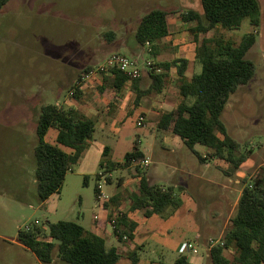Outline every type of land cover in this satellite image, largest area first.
<instances>
[{
    "label": "rangeland",
    "instance_id": "374dc122",
    "mask_svg": "<svg viewBox=\"0 0 264 264\" xmlns=\"http://www.w3.org/2000/svg\"><path fill=\"white\" fill-rule=\"evenodd\" d=\"M175 5H181V1L10 0L0 10V264H42L17 242L18 231L33 223L38 222L46 231L60 221L91 230L95 216L104 214L103 201L96 194L99 185L109 198L105 207L110 215L106 221L112 233L106 238L109 247L119 250L121 258L117 264H176L181 257L176 250L182 242L193 246L186 254L189 264H212L210 243L222 241L244 186L264 168V67L260 56L251 59L256 67L254 77L230 96L221 116L229 135L241 145L237 157H245L236 172L229 170L225 162L214 164L209 150L196 146L205 159L201 163L180 138L158 131L152 119L145 127L137 126L140 112L135 111L132 115L123 114L120 123L115 124L114 129L120 130L117 135L97 140L111 148V153L104 157L99 149L98 158L91 147L86 162L79 163L68 174L60 194L41 201L35 179L34 150L38 144L40 108L49 104L73 108L79 115L92 119L87 115L89 103L98 102L96 105L100 106L102 97L111 90L107 87L101 91L103 85L90 84V97L83 94L77 100L72 97V82L85 74L87 66L96 68L112 53L136 59L141 52L127 47L134 45H130L132 32L135 33L140 20L152 10ZM170 23L173 36L162 45L160 57L154 59L150 52L143 57L152 62L154 70H158L154 66L158 62L186 58V76L190 78L201 72L195 44L179 17L171 16ZM108 24L117 27L112 29ZM250 29L245 22L238 31H215L212 35L238 43ZM109 31L115 34L112 41L106 38ZM144 59H139L143 70ZM176 73L174 67L167 71L164 93L144 96L143 102L155 114L162 112V107L167 112L178 104ZM143 83L146 88L150 80ZM125 97L131 102L134 95ZM56 137L57 130L50 128L43 140L57 145ZM135 140L146 155L144 159L128 167H117L111 173L104 171L101 163L123 158L132 150ZM143 160L149 161L148 167H142ZM168 163L185 173L174 172ZM141 175L152 186L173 187L176 194L184 193L180 197L181 207L173 214L167 210L151 218H146L143 211H133L131 197ZM119 212L141 225L134 240L120 242L114 236L110 221ZM225 256L232 261L234 250L227 251ZM54 264L60 263L56 260Z\"/></svg>",
    "mask_w": 264,
    "mask_h": 264
},
{
    "label": "trees",
    "instance_id": "16d2710c",
    "mask_svg": "<svg viewBox=\"0 0 264 264\" xmlns=\"http://www.w3.org/2000/svg\"><path fill=\"white\" fill-rule=\"evenodd\" d=\"M10 0H0V10ZM201 11H183L180 20L188 25V33L195 44V58L201 64V72L186 76L189 61L178 58L173 62H158V70L150 71V87L140 90V79L132 80L121 70L110 68L102 74L105 88L120 92L129 85L136 94L130 115L139 108L141 99L155 92L161 94L168 77L167 71L174 67L177 72L179 102L170 111L161 114L157 130L171 134L182 140L183 144L200 160L204 157L195 149L203 146L209 150L214 164H229V170L236 172L244 163L245 157H237L241 145L228 133L221 116L230 99L237 90L247 85L254 77L256 67L247 55L257 40L261 25V6L259 0H200ZM169 13L155 9L146 14L139 22L131 37L132 48L150 46V56L157 58L162 48V41L172 36ZM248 22L252 32L245 34L238 43L223 36H210L217 31L233 32L241 29ZM214 34V33H213ZM108 41L115 39V34L106 35ZM86 67L83 73L90 72ZM82 75L73 85L74 99L81 98L80 86ZM142 117V116H141ZM50 128L57 130L56 143L44 142ZM96 122L79 115L73 108L49 104L40 108L36 126L38 144L34 150L35 179L38 196L45 202L55 194H60L68 173L79 163L88 149V140L94 138ZM69 149L65 152L61 147ZM105 148L104 157L107 156ZM144 159L139 141L135 140L132 150L125 154L122 163L111 166L128 167ZM107 163L102 162L103 169ZM139 170V169H137ZM100 178V176H98ZM109 180V179H108ZM97 199L99 195L96 189ZM184 194V193H183ZM173 187L164 189L152 186L149 179L141 175L137 190L131 197L133 211H143L146 218L162 215L167 210L173 214L182 205L180 197ZM99 200V199H98ZM106 205V204H104ZM114 235L120 242L134 240L137 223L127 214L117 213L110 221ZM17 242L30 250L42 264H117L121 255L116 247H109L97 233L88 231L74 222L60 221L51 224L46 231L43 226L33 223L28 228L20 229ZM222 244V245H221ZM234 250L233 260L225 253ZM212 264H264V168L244 186L237 206L231 218V225L222 241L209 250ZM136 262V255L132 257ZM176 264H189L187 257H179Z\"/></svg>",
    "mask_w": 264,
    "mask_h": 264
},
{
    "label": "crops",
    "instance_id": "0c3cea01",
    "mask_svg": "<svg viewBox=\"0 0 264 264\" xmlns=\"http://www.w3.org/2000/svg\"><path fill=\"white\" fill-rule=\"evenodd\" d=\"M180 1H181V5H179V6L175 5V6H173V8L170 7L169 9H165L164 10L167 13L170 14L169 15V24L170 25H171V23H170V17L171 16L172 17H175V18H178V17L180 18V13L183 12V11H197V12H200L201 11L200 0H180ZM259 2H260V6H261V25H260V28H259V31H258L256 43L250 49V51H249V53H248L247 56L250 58V60L251 59H255L256 57L260 56V58L262 59V61H261L262 62V65L264 67V0H259ZM140 5L142 6V4H140ZM141 6H139V7H141ZM160 10H162V9H160ZM124 25H126V23H124L123 26ZM108 26H109V28H112V29L113 28L115 29V27H117V26L113 27L110 24H108ZM185 27L188 29V25L185 26ZM217 31H222V30L218 27ZM110 32H112V31H109L108 33H110ZM233 32H235V31H233ZM250 32H252V29H250L249 31H247L246 34H248ZM133 33L134 32H132V35H133ZM172 33H173V31H172ZM212 34H213V32L210 33V36ZM172 36H173V34H172ZM169 38L170 37L165 38L162 41V45H164L166 42H168V39ZM175 43L173 45L176 46L177 44H175ZM128 49L130 51H132V52H136V51L139 52V51H141V49L147 50L146 47L139 48V49L132 48V47H130V48L127 47V50ZM159 57H160V54L158 55L157 58H159ZM150 71H151L150 69H145L144 70L143 76L140 79L141 80L140 81V84H139V89L140 90H146V89H148L150 87V84H151V78H150V75H149ZM145 79H149L150 80V84L146 88L143 87L144 86L143 81ZM176 79H178L177 73H176ZM94 81L95 80L86 81L82 85V87H80V94H81V96L83 94L84 95L86 94L87 96L90 97V94L93 92V87L90 84L95 85L97 83L99 85H104V82H102L103 84H100V83H98L96 81L94 82ZM75 82H76V80H74L72 82V84H75ZM107 92H108L107 95L105 94L102 97L101 105L100 106L96 105L98 102L97 103L96 102H94V103L91 102V103H89L90 106L87 107V108H89L88 111H87V115H89L92 118V120H94L96 122V133H95L93 139L88 140V142H87L88 143V149L81 156V158L79 160V163L80 164H83V163L86 162V159L88 158L89 153L91 152L90 151L91 147L93 148V153H95L97 155V157L99 158V154L100 153H99L98 150L99 149H102L103 152H104L105 151V148L108 147V146H102V144L97 143L98 142L97 140L100 139V140L104 141V139H107L108 137L112 136L113 134L117 135V133L120 130H119V128H115L114 129L115 124L120 123L119 119L121 118V116L123 114L130 115V113L132 112L133 104H134L135 99H136V94H135V92L132 91L131 86H129V85L124 86V88L120 92H116V91H114L112 89H111V91H107ZM126 94H129V95L131 94V96L134 95V97L131 98V102H130L129 98H126V97L123 98ZM167 97H169V95H167ZM143 98L141 99V101L139 103V108L137 109V111L140 112L138 119L141 116L143 118H145V121L146 122H145V124H144L143 127H145L146 126V123L147 122H150V119H152V121H151L152 124H154L155 125V128H157V122H158L161 114H163L166 111V109L164 107H162L161 108L162 112H160V113L158 112V113L155 114V112H153L152 110H150L148 108V105L145 102H143ZM129 102H130V105H129ZM105 105H107V107H105ZM96 106H98V108H101V106H102V108L99 110ZM103 106L105 108H103ZM164 134H167L168 135V133H164ZM169 135H171V134H169ZM94 142H96L98 144V145H96V147H93V146H95V145H93ZM164 150H167V149L164 148ZM111 151H112V149L108 147V150L106 151V153L107 154H110ZM144 156H146V155L144 154ZM123 160H124V157L123 158H117L115 160H112V159L109 160V164H107V168H105L104 171H106L108 173H111V171L114 170V168L111 166V164L112 163H115V164L122 163ZM103 162L104 163H107L108 161L106 160V161H103ZM168 164L171 167V164L170 163H168ZM171 169L174 172L175 171L176 172L178 171V172H181V173H185L184 171L182 172L180 168H175L174 166H172ZM100 176L103 177L102 175H100ZM107 199H109V198H107ZM106 201L107 200L103 201V207H102L103 210H104V212H103L104 214L102 216H98V220L95 221L94 227L91 230H88V231H92V232L97 233L98 235H100L107 242L106 236L108 237L112 232H109L108 231L109 226H108L107 221H106L108 219L109 215H110L109 208H106L105 206H107V205H104V204H108ZM132 221H134V220H132ZM134 222L137 223L136 221H134ZM140 226L141 225L138 226V223H137V228L138 229L140 228ZM138 229H136V230L138 231ZM135 234H136V231H135ZM183 243H186V242H182V243H180L178 245L177 250H176V253L178 254V256L187 257L186 254H180L179 253V249H180V247H181V245ZM113 247H115V246H113ZM189 263H190V261H189Z\"/></svg>",
    "mask_w": 264,
    "mask_h": 264
},
{
    "label": "built area",
    "instance_id": "2783aa9c",
    "mask_svg": "<svg viewBox=\"0 0 264 264\" xmlns=\"http://www.w3.org/2000/svg\"><path fill=\"white\" fill-rule=\"evenodd\" d=\"M146 49H142L140 52L141 54L137 56V58H130L124 54L121 53H112L108 57L104 59L103 62L99 63L96 68L92 69L90 72L87 74H84L82 76V82L86 81H91L95 80L96 82L102 84L103 82V76L102 74L106 72L110 68H116L118 70H121L127 77H129L132 80H137L141 79L144 73L145 69H150L152 70V62L149 61L148 59H144V54L149 53L150 46L149 44H146ZM139 59H144L145 61V69L143 70L140 65H139ZM145 124L144 118L140 117L137 121V126L143 127ZM142 167H148L149 166V161L148 160H143L141 162ZM99 190V195L98 199L100 201H105L107 200L106 197L103 195L101 192V186H98ZM98 220V217H95V221ZM37 224H39L37 222ZM28 227H26L27 229ZM219 243H210V249L213 248L214 246L218 245ZM222 245V244H221ZM193 246L190 243H183L179 249L180 254H187L192 250Z\"/></svg>",
    "mask_w": 264,
    "mask_h": 264
}]
</instances>
